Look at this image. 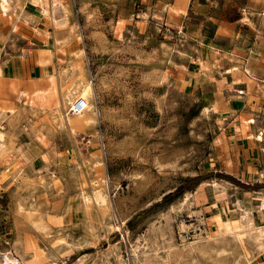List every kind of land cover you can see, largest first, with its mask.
Masks as SVG:
<instances>
[{"label": "rangeland", "instance_id": "374dc122", "mask_svg": "<svg viewBox=\"0 0 264 264\" xmlns=\"http://www.w3.org/2000/svg\"><path fill=\"white\" fill-rule=\"evenodd\" d=\"M10 1L12 10L0 14L10 25L0 30H30L57 52L59 72L49 78L54 94L48 106L14 104L0 86V264L261 260L264 237L257 231L193 247L190 231L215 236L218 210L237 226L247 208L264 227V184L250 185L257 189L250 207L235 205L233 195L211 184L176 194L196 177L210 176L204 181L212 183L224 180L218 174L237 172V143L222 135L216 109L197 89L199 79H189L188 67L203 63L211 50L216 20L237 17L246 0H60L58 23L64 22L59 7L70 11L61 27L52 0H44L47 13L33 0ZM1 63L8 62L0 56ZM82 80L93 85L92 112H68V119L65 94ZM10 108L15 112L3 113ZM95 195L106 201L98 203ZM183 224L188 232L181 233Z\"/></svg>", "mask_w": 264, "mask_h": 264}, {"label": "crops", "instance_id": "0c3cea01", "mask_svg": "<svg viewBox=\"0 0 264 264\" xmlns=\"http://www.w3.org/2000/svg\"><path fill=\"white\" fill-rule=\"evenodd\" d=\"M239 5L237 17L216 20L209 44L211 50L203 58V63H191L188 73L189 79H199L197 89L203 90L209 108L216 109L213 114L222 122V135L237 143L238 169L228 174L250 186L264 184V0H246ZM0 14L5 16L2 11ZM2 21L0 19L1 25H10ZM16 27L17 30L13 28L10 33L0 30V56L8 62L0 64V86L5 85V94L15 100L14 104H23L19 99L22 90L52 87L47 73L57 78L59 71L54 69L58 54L53 48L40 45L30 30ZM12 33L16 37L9 38ZM218 36L222 39L218 40ZM8 38L14 40L9 42ZM45 77L49 81H45ZM250 117L253 120L243 121ZM35 136L41 142L39 137L42 135ZM36 167L35 162L33 168ZM217 182L233 184L225 180ZM256 190L241 188L238 194L240 202L250 207ZM245 210L252 212L250 208ZM261 213L264 216L263 204ZM253 264H264V256Z\"/></svg>", "mask_w": 264, "mask_h": 264}, {"label": "bare ground", "instance_id": "6f19581e", "mask_svg": "<svg viewBox=\"0 0 264 264\" xmlns=\"http://www.w3.org/2000/svg\"><path fill=\"white\" fill-rule=\"evenodd\" d=\"M46 1V0H45ZM53 1V9L52 11H56L58 10V3L60 2V0H52ZM33 2L35 4H40L43 8V12L44 13H47V8H46V4H44V0H33ZM60 9H62L63 11V19H64V22L67 24V22L69 21V10L66 6H62V7H59ZM173 9V8H172ZM12 10V6H11V1L10 0H0V11H2L3 13H9L10 11ZM173 11H175L176 14H179L181 13V10H178V9H173ZM174 13V12H173ZM55 15V12L53 13V18L55 20V25L57 27H61L63 26L64 22L63 23H58V21L56 20V18L54 17ZM249 21V20H248ZM82 52H85V51H82ZM81 52V53H82ZM249 70V69H248ZM1 72H2V68L0 67V75H1ZM49 72V71H48ZM247 72H250V71H247ZM247 74V73H246ZM48 77H52V74L50 73H47ZM251 76V75H249ZM253 78V76L251 77ZM91 81V80H90ZM74 84V83H73ZM73 87H75L73 90L69 91V92H66L65 94V99H64V108H65V112L68 116V119H70V113H73L74 115L76 116H79V117H86L88 116L87 113L89 112H92V109H93V105L91 104V101L93 99V95H94V89H93V85L91 82L89 81H80V82H77L75 84V86L73 85ZM72 87V88H73ZM68 91V89H66ZM53 93H54V90L52 87H48V88H39V89H33V90H22L20 92V95H19V99L23 101V104L25 106L29 105V106H33V105H39V106H48L50 103H51V100H52V96H53ZM13 113L14 112V109H8L7 111L4 110L3 113ZM69 112V114H68ZM66 116V115H64ZM66 116V117H67ZM92 120V119H90ZM90 120L88 119V121L90 122ZM87 121V120H86ZM88 123V122H87ZM1 125V124H0ZM41 141H44L43 140V137H39ZM5 147V133L3 132L2 130V125H1V128H0V152L4 149ZM1 154V153H0ZM48 169L45 168L44 171H46ZM43 170V169H42ZM262 174V173H261ZM105 180V179H104ZM106 182V181H105ZM224 182V181H223ZM205 184H211L214 186L215 189H218L220 190V192H223L224 195H233L234 199H235V205H238V206H241L239 203H240V199H239V190L241 188H238L233 186V184L229 185V184H224V183H219L217 181H212V183H208V182H204L203 184H201L199 187L202 188L203 186H205ZM100 193V192H99ZM105 196V195H104ZM95 199L96 201L99 203L100 201L101 202H105L106 201V198L105 197H102V196H97L95 195ZM100 202V203H101ZM263 208H264V202H263ZM244 210V209H243ZM249 213L250 211L248 210H244V212H242V214H240V220L238 222V225L235 226L232 221L229 219V218H224V215H223V212L218 210L216 213H215V216H214V220L216 222V226L218 228V232L215 236H210V235H207L205 237H201V232L200 231H203V229H194L190 232H195V241L190 243V246H194V245H200V243H202L203 241H211L213 239H216V237H221L223 235H230L231 237L235 238V239H239L241 234L243 232H249V231H257L256 233H258V236H259V239L264 237V227L262 226H257L254 222V219L253 217H250L249 216ZM249 216L250 218H248V220L245 222V219L246 217ZM262 224V223H261ZM188 228H190L189 226H186V225H181V233H184V232H188ZM216 233V232H215ZM184 238V237H183ZM257 238V237H255ZM218 239V238H217ZM258 239V238H257ZM256 239V240H257ZM185 241V239H183ZM261 240V239H260ZM183 241V242H184ZM259 241V240H258ZM208 242V243H209ZM185 243V242H184ZM261 243V242H260ZM182 244V243H181ZM187 244V243H185ZM204 244V243H203ZM198 245V246H199ZM205 245V244H204ZM133 246V245H132ZM141 246V245H140ZM175 246V245H174ZM182 246V245H181ZM188 246H189V243H188ZM185 247V246H184ZM172 248V247H171ZM176 248V247H175ZM187 248V247H186ZM190 247H188L189 249ZM202 248V247H201ZM134 249V248H133ZM168 249V248H167ZM178 250V247L176 248ZM170 250V249H169ZM174 250V249H173ZM142 251V250H141ZM135 256L137 257V251L134 250L133 251ZM172 252V251H171ZM180 252V251H179ZM189 252V251H188ZM140 253V252H139ZM170 253V252H169ZM174 253V252H173ZM177 253V252H176ZM186 253V251H185ZM133 254V253H132ZM144 254V253H143ZM179 253H177L178 255ZM182 256H183V253H181ZM188 254V253H187ZM192 254V253H191ZM147 255V253L145 254ZM173 256V254H171ZM175 255V257L173 256L174 260H177L179 257ZM185 255V254H184ZM189 255V254H188ZM140 256V255H139ZM178 258H177V257ZM135 257V258H136ZM187 257V255H186ZM185 257V258H186ZM119 258V257H118ZM140 258V257H139ZM169 258V256L167 257ZM177 258V259H175ZM181 258V257H180ZM184 258V256H183ZM120 259V258H119ZM123 259V258H122ZM120 261L119 264H126L125 262H127L125 260H122ZM138 259V257H137ZM163 259V258H162ZM170 259V258H169ZM168 259V260H169ZM182 259V258H181ZM167 260V261H168ZM172 260V258H171ZM173 260V261H174ZM184 259H182L183 261ZM136 261V260H134ZM139 261V260H138ZM149 261V260H148ZM119 262V261H118ZM144 262V261H143ZM130 263V261H129ZM137 263V261H136ZM163 263V262H162ZM128 264V263H127ZM165 264V263H163Z\"/></svg>", "mask_w": 264, "mask_h": 264}, {"label": "trees", "instance_id": "16d2710c", "mask_svg": "<svg viewBox=\"0 0 264 264\" xmlns=\"http://www.w3.org/2000/svg\"><path fill=\"white\" fill-rule=\"evenodd\" d=\"M207 177H196V178L190 180L189 182H187V185L183 186L180 190H178V192L176 194H181V193H183L185 191H193V190H195L202 181L207 179ZM211 177H213V176H211ZM217 177L221 178V179H224V180H227V181H230L231 183H233V184H235V185H237V186H239L241 188H244V189H253L254 188L253 186H249V185L241 183L240 181H238L237 179H235V178H233L232 176H229V175L218 174Z\"/></svg>", "mask_w": 264, "mask_h": 264}]
</instances>
